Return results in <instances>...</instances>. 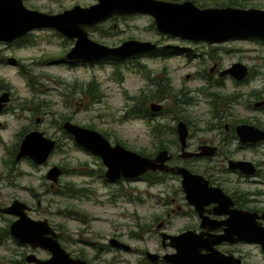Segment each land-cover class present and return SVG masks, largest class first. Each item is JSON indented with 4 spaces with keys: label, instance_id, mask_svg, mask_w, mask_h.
Masks as SVG:
<instances>
[{
    "label": "rangeland",
    "instance_id": "1",
    "mask_svg": "<svg viewBox=\"0 0 264 264\" xmlns=\"http://www.w3.org/2000/svg\"><path fill=\"white\" fill-rule=\"evenodd\" d=\"M192 1L199 6V3L209 5L201 7H214L217 2L232 1L236 4L232 6L264 9V0ZM25 2L30 8L57 13L76 4L90 6L97 0ZM89 35L93 40L110 46L135 38L160 45L191 47L193 51L187 54L179 52L168 58L145 55L125 60L70 64L65 62V55L75 39L53 28L32 31L23 46L4 47L0 44V50L20 59L17 65L0 62V80L10 92L7 109L0 115V205H7L14 198L26 202L32 207L30 217L47 219L69 253L75 256L82 254L93 264H143L144 251L158 249V235L146 233L143 238L132 239L128 234L130 231L138 232L136 221L141 217L148 216L146 220L150 222L155 211L162 213L161 206L154 209L152 205L165 198L179 199L178 179L169 176L154 185L148 179L146 182L123 180L106 183L102 177V169L106 167L101 158L78 145L61 128L62 123L69 118L85 127L94 126L92 128L104 134L112 144L121 143L149 156L162 146H169L177 152L179 141L173 130L179 120H187L190 125L189 143L192 148L189 150H194L201 140L222 143L220 137L232 132L209 130L214 104L230 103V107L225 108L224 123L238 124V120L248 119L264 127V105L254 106L255 102L264 100V40L238 37L210 43L169 38L160 34L153 18L145 14L105 20L90 28ZM215 62L221 68L242 62L250 68L249 78L238 84L228 76L224 87H212L202 74L209 71ZM164 71L169 73L175 93L179 97L186 94L182 96L186 103L171 107L170 101L165 102L162 112L154 119L158 123L155 133L154 123L150 120L124 116L137 96L154 94L156 89L150 79ZM188 74L191 76L186 79ZM96 91L100 97H94ZM214 93L220 95L216 100L212 96ZM36 117H40L38 123L35 122ZM34 127L60 145L43 165H33L26 158L15 162L14 155L11 156L14 147L17 150L22 134ZM237 144L236 140L230 143V152L224 150L212 164L196 161L191 165L201 171L208 165L227 167V154L232 155L231 158L253 161L260 169L259 174H220L225 179L222 185L231 191L247 192L264 209V142L246 148H237ZM53 165L61 166L64 174L52 188L45 174ZM71 187L80 193L73 196L68 192ZM14 219L11 215L0 213V264H22L21 260L28 253L40 259L50 257L46 250L31 249L28 245L19 244L9 233L4 235L3 230L8 229ZM175 222L176 225L174 223L171 227L173 231L178 230L182 219ZM118 232L125 234V242L136 250L111 249L101 254L100 245L108 244V239ZM239 250L244 253L248 264H264V251L260 244L241 245Z\"/></svg>",
    "mask_w": 264,
    "mask_h": 264
},
{
    "label": "water",
    "instance_id": "2",
    "mask_svg": "<svg viewBox=\"0 0 264 264\" xmlns=\"http://www.w3.org/2000/svg\"><path fill=\"white\" fill-rule=\"evenodd\" d=\"M139 14L151 16L160 34L192 42L220 43L238 37H255L264 40L263 8L232 5L201 7L192 0H97L90 6L76 4L57 13L26 8L21 0H0V40L9 42L35 29L53 28L66 37L75 39L74 45L66 53L68 60L95 62L106 58L127 59L153 52L158 48V44L152 41L128 39L119 45L110 46L93 40L89 35V29L114 16ZM165 47L190 50L189 47L171 44ZM8 63L14 65V58H9ZM227 74L241 81L248 76L249 67L242 62H235L220 72L221 76ZM8 101L9 92L2 93L0 110ZM263 104L264 101H260L256 102L255 106ZM161 107L160 104H151L154 111H159ZM177 127L182 150L185 151L188 126L184 121H180ZM63 128L74 137L78 145L102 159L107 167L105 175L112 182L122 178L135 179L149 171L161 170L183 176L186 197L197 208L211 200L219 202L225 200L228 204H232L229 195L219 187L210 186L209 181L202 175L194 174L185 167L169 165L168 161L172 156L168 150L160 151L156 157H148L120 143L113 145L95 129L71 121H65ZM237 133L242 142L264 140V129L254 125L241 124L237 127ZM55 147L56 141L53 138L46 136L41 130H32L21 138L15 160L26 157L36 165H42L47 162ZM200 149L205 150L208 155H213L216 150L215 147L208 145H203ZM184 155L188 157L193 154L187 152ZM230 167L240 169L247 175L256 173V166L251 161H230ZM61 174L62 169L53 165L47 170L46 178L56 183ZM30 209L28 204L19 199L12 200L6 206H0L1 213L16 217L9 224L8 230L19 244L50 253V257L46 259H40L29 253L25 256L27 264H90L84 259L73 258L58 241L57 233L48 220L30 217L28 214ZM258 217L264 215L232 210L227 220L228 227L225 234L215 239L213 243L246 241L260 244L264 251V226L257 221ZM188 234L178 236L166 234L164 238H171L177 252L165 258L172 264H209L208 254L199 252L202 249H212L211 246L205 243L206 239H197ZM111 243L126 250L130 248L117 239H112ZM212 253L216 256L211 255L214 259L221 260L219 264L231 263L229 257L215 251ZM149 256L157 258L153 253H149Z\"/></svg>",
    "mask_w": 264,
    "mask_h": 264
},
{
    "label": "flooded vegetation",
    "instance_id": "3",
    "mask_svg": "<svg viewBox=\"0 0 264 264\" xmlns=\"http://www.w3.org/2000/svg\"><path fill=\"white\" fill-rule=\"evenodd\" d=\"M21 1H22L23 5L26 8L34 9V8H30V7L27 6V4L25 2L26 0H21ZM139 15H141V14H139ZM128 16H131V15H120V16H114V17H111V18H115V17H124V18H126ZM111 18H109V19H111ZM35 30H37V29H35ZM31 33H32V31L28 32L26 35H24L22 37H17V38H15V39H13L12 41H9V42L0 40V44H3L4 47H9V46H12V45L23 46L22 44L26 43V41L28 39V36ZM164 36H166V35H164ZM167 37H169V38H177V37H173V36H167ZM131 39H135V38H131ZM177 39H180V38H177ZM138 40H141V39H138ZM180 40H183V39H180ZM143 41H151V40H143ZM152 42H154V41H152ZM155 43H157V42H155ZM157 44H158V48L155 51L150 52V53H144V54H141V55H136V56H133V57H130V58H137V57L145 56V55H152V56H156V57L157 56L158 57H162L161 55H153V54H155L160 48L174 49L172 47H165V45H168V44H165V45H160L159 43H157ZM171 45H174V44H171ZM178 46H181V45H178ZM182 47H185V46H182ZM189 48H190V50H188V51H183V50H179V49H174V50L176 51V54H178L179 52L187 54V53H191L193 51V48H191V47H189ZM4 51L5 50H0V62L1 61H5V62L8 63V59L9 58H14V61H15L14 65H17L19 63L20 59H17L15 57L11 56V55H8L7 53H4ZM176 54H174V55H176ZM174 55H171V56H174ZM65 58H66V55H65ZM130 58H127V59H130ZM165 58H168V57H165ZM108 59H110V58H108ZM114 59H117V58H114ZM104 60H106V59H104ZM117 60H125V59H117ZM65 62L72 64V63L85 62V61L84 60H73L72 61V60L65 59ZM86 63H89V62H86ZM10 65H12V64H10ZM223 69H225V68H221L220 64L218 62H215L213 64V66L209 69V71H206V72H204L202 74V78L204 80L210 81L209 83H210V85L212 87L221 89L222 87H224V82H225V78L226 77L230 76L231 78H233L229 74L221 76L220 72ZM249 73H250V68H249ZM168 75H169V73L167 71H164V72L160 73L159 76H155L154 78L150 79V81L152 82L153 87H155L156 90L154 92L155 96L153 97V100L150 101V104H149L151 116L150 117H145L144 119L150 120L152 124L154 123L153 124V131L155 133H156V127H157L158 123L155 122L154 119H155L156 116L159 115V113L162 112L165 102H169L170 101L171 105H172L171 107H180V106H182V105H184L186 103L185 98L182 97V96H186V94L183 93L182 96L179 97L178 94L175 93V88L173 87V81H172L171 77H169ZM190 76H191V74L186 75V79H189ZM248 78H249V74H248V76L245 79H243L241 81L236 80L235 78H233V79L236 81V83L239 84L241 82H244ZM180 91H182V90H180ZM4 92H9V91H8L7 86L0 80V95L2 93H4ZM216 94L217 93L212 94V96L214 95L213 98H215V100L220 97L219 94L218 95H216ZM9 100H10V92H9ZM236 101H237V99H235L234 102H236ZM261 101H264V100H261ZM8 102H6L4 104V106L2 107V109L0 110V115H2L5 112V110L7 109ZM258 102H260V101H258ZM152 103L160 104L162 106L161 109L159 111H154L151 108V104ZM255 103H254V106H255ZM214 105H216V104H214ZM220 105H217L214 108V112L212 114L213 116L211 118V124L209 126V130H211V129H217V130L224 129L226 133L232 132V134H228V135L226 134V135L220 137L222 143H220V142L214 143V142H207V141H202L201 140L200 142H198V144H197V146L195 147L194 150H189L190 148H192L191 144L189 143L190 125H189L187 120H179L177 122L176 126L174 127V130L172 129L173 133L177 135V138H178V141H179V143L176 144L177 147H178L177 148L178 149L177 152L172 151L169 146H167V147L166 146H162V147H159L158 150L155 151V153H153V154L150 153V156L149 155H145L144 153H140V154H142L144 156H148V157H156L160 151L168 150L169 154L172 156L171 159L168 161L169 165L185 167V168L189 169L194 174L202 175L206 180L209 181V185L210 186L219 187L227 195L230 196L231 201H232L231 205L228 204L227 201H225V200L224 201L221 200L222 202L211 200V201H208L207 204H204L202 207L197 208L196 205L192 204L190 202V200L187 199V197H186V193H185L184 187H183V179L184 178H183V176L181 174H173V173L166 172V171L156 170V171H149V172H147V173H145V174H143V175H141V176H139L138 178H135V179L122 178V179H118V180L112 182L105 175L107 167L104 165L106 168H105V170L102 169V172H103L102 177H104V181L106 183L107 182L108 183H120L123 180H143V181H145V180L148 179V176H147L148 173H152V175H153V176H151L150 179H148L150 184H152V185L158 184L160 182H163V180L165 178L169 177V176L170 177H175L179 181V185H178V196H179V199H177V197L165 198L163 200L158 201L156 204L152 205V207H154V209L157 206H161L163 208L162 213H157L155 211V214L150 219V222H149V220L148 221L146 220L148 218V216L141 217V220H137L136 221L137 231L138 232L130 231L129 234H128L130 236V238H132V239L143 238V236L146 233L147 234H157L158 235V238H159V242L157 244V248L158 249H156L155 251L145 250L144 251L143 264H146V263L147 264H172L165 258V256L176 253L177 252V248L173 245L171 238L167 237L165 239L164 237L166 236V234L173 235V236H178V235H182L184 233H189L188 234L189 236H191V237L193 236V237H195L197 239L198 238L206 239L205 243L207 245L211 246L212 249H208V250L202 249L199 253L200 254H208V261L210 262L209 264H219L221 262V260L213 258V257H216L212 253L213 251H215V253L218 252L220 255H224L225 257H229V259H231V263L227 262L226 264H248L245 261L246 257L244 255V253L241 250H239V247L241 245H251L252 244L251 242H246V241H237V242L223 241L221 243H213V242H214L215 239H217V238L221 237V235L225 234L226 228L228 227L227 220L229 219L230 212H232V210L250 211V212H256L260 216L264 215V209L257 204L258 200H255V199L249 197L248 196L249 194L247 192H241L239 190L231 191L229 189H226L222 185L223 180H225V179H223L222 176H220V174L223 175L225 173L226 174L235 173L237 175L241 174V176H253V175L245 174L240 169H234V168L230 167V161H236V160L251 161V160H247L245 158H241V159H239V158H231L230 156H232V155L227 154V155H225L226 160L228 162L227 167H224V166L211 167L210 165H208L207 168L205 170H203V171H201L200 169H197L196 167H192L191 163L196 162V161H201L203 163L212 164V162H214L215 157L220 155L221 152H223L224 150H226V153L230 152V148L228 147V145L230 143H232L233 141H235V140L238 143L237 144V148H246V147L257 146L259 143L264 142V140H260L258 142H242L240 137H239V135H238V133H237V127L239 125H241V124L254 125V126H257L259 128H262V129H264V127H263V125H261V124H259L257 122H254L252 120H248V119L238 120V121H240V123H238V124H236V122H234L233 124H230L228 122L224 123L223 120L226 118L225 108L226 107L228 108L230 103H221ZM255 107H257V106H255ZM220 109L222 111H220ZM39 121H40V117H36L35 118V122L38 123ZM65 121H71V120H69V118H68ZM180 121H184L187 124L188 131H189L188 132L187 145H186V150L185 151L182 150V144L180 143V140H179V134H178V127L177 126H178V123ZM64 122L62 123L61 128L65 131V129L63 128ZM252 123H254V124H252ZM88 128H90V127H88ZM32 130H39V129L34 127V128H32V129H30L28 131H25L22 134L21 138L24 136V134H26L27 132L32 131ZM65 132H67V131H65ZM68 134L71 135L70 133H68ZM58 145H60V144H58V142L56 141V147H58ZM203 145H208V146H211V147H215L216 148L215 153L213 155H208L207 153H205V150L200 149V147L203 146ZM56 147H55V149H56ZM16 152H17V150H16ZM16 152H15V154H16ZM187 152L188 153H192L193 155L187 157V156L184 155ZM202 152H203V154H202ZM15 154L14 153L12 154V155H14V160H15ZM24 158H26V157H24ZM24 158H21V159H24ZM26 159H28V158H26ZM28 160L33 165H36L30 159H28ZM15 162H17V161L15 160ZM251 162H253V161H251ZM254 165L256 166V173L254 175H257V174H259L260 169H259V167H258V165L256 163H254ZM36 166H39V165H36ZM58 167H60L62 169V174H61L60 177H58V180H60V178L64 174V169L61 166H58ZM45 177H46V174H45ZM58 180H57V182H58ZM56 183L50 182V187L53 188ZM58 189H60V188H58ZM58 192H61V191L58 190ZM14 199H17V198H14ZM38 205H39V203H38ZM0 206H2V205H0ZM3 206H6V205H3ZM31 210H32V207H31L30 211H28V214L31 212ZM11 216H13V215H11ZM14 218H16V217H14ZM177 219H182L181 226H179L177 231H173L172 230V228H173L172 226L174 225V223L176 225L175 221ZM257 221L261 223L260 225L264 226V217H258ZM8 233H9V230H8ZM124 237H125V234H122L120 232L114 234L112 237H110L108 239V244L100 245L99 252L101 254H104L105 252H108L111 249H116V250H121V251L124 250V251H127V252H132L133 250H136V248H133L134 246H132L129 243L125 242ZM57 239H58V241H60V237H58V235H57ZM112 239H117V240H119V241H121L123 243H126L127 245L130 246V248L128 250H126L125 248H123L121 246L114 245L113 243H111ZM60 243L62 244L61 241H60ZM62 246H63V244H62ZM149 253H153V254L157 255V258H153V257L149 256ZM26 255L27 254H25V256ZM70 255L73 258L84 259L83 258L84 255H82V254H79L78 256L77 255L75 256V255H73L70 252ZM211 255H213V257ZM25 256H24L23 260H24V263L27 264V262L25 261ZM100 258H102V257H100ZM84 260H86V259H84ZM86 261L88 263H90V264H93L91 262V260L90 261L86 260ZM136 264H139V263H136Z\"/></svg>",
    "mask_w": 264,
    "mask_h": 264
},
{
    "label": "trees",
    "instance_id": "4",
    "mask_svg": "<svg viewBox=\"0 0 264 264\" xmlns=\"http://www.w3.org/2000/svg\"><path fill=\"white\" fill-rule=\"evenodd\" d=\"M172 1H175V0H172ZM214 1H217V0H214ZM199 4H201V6H209V5H204L202 3H199ZM214 5L215 6H227V5H236V4H233L232 1H230L228 3L217 2V4H214ZM237 6H241V5H237ZM174 54H176V51L174 49L160 48L153 55H161L162 57H170L171 55H174ZM108 60H117V59L110 58ZM154 94L153 95H149V96L148 95L137 96L135 101H134L133 106L131 105L130 110L128 111V113H126V115L124 117H126V118H128V117H143V118L150 117L151 116V112H150V108H149L148 102L153 99V97L155 96ZM253 94L256 95V96L259 95L258 92H253ZM216 95H218V94H216ZM100 96H101L100 93L96 91V93L94 94V97H100ZM214 107H216V105H214ZM92 127H94V126H91V128ZM15 150H16V147H14L12 153H14ZM11 156H12V154H11ZM147 176H148V179H150L151 176H153V175H152V173H148ZM68 186H69V184H67L65 186L66 190H67ZM68 192L71 193L73 196H76L78 193H80V191L76 190L74 187L72 189L69 188ZM63 194H64V192H63ZM3 231H4V235L8 234V229L7 228L4 229ZM21 263L25 264L24 260H21Z\"/></svg>",
    "mask_w": 264,
    "mask_h": 264
}]
</instances>
